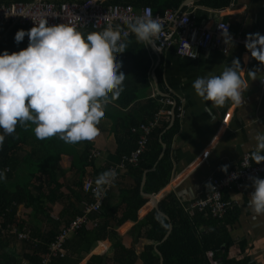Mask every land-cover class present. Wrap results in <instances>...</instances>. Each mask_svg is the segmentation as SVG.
Masks as SVG:
<instances>
[{
    "label": "crops",
    "instance_id": "1",
    "mask_svg": "<svg viewBox=\"0 0 264 264\" xmlns=\"http://www.w3.org/2000/svg\"><path fill=\"white\" fill-rule=\"evenodd\" d=\"M34 1L36 0L30 2ZM185 1L178 11L190 15L197 26L213 28L217 22H227L231 25V33L234 36H247L257 32L264 35V0H231L229 6L224 8H215L205 0H188L184 5ZM13 3L18 2H11ZM0 4L9 5L1 2ZM17 31L10 28L0 35V43L8 38L10 42V45L5 44L0 48V53L4 50L10 54L20 51L14 41ZM26 37L28 38L27 35ZM146 47L153 63L150 75L151 88L144 89L147 93L144 100H136L129 106H123L117 100L107 104L104 108L105 118L98 126L101 135L95 142L66 144L55 136L41 140L34 135V125L29 124L27 129L19 125L16 127L12 135L22 139V147L14 155L15 163L13 167L8 166L9 175L2 183L9 189L30 182L32 184L28 185L30 193L28 200L22 202L20 199L18 204L14 203L11 214L15 216L0 218V249L4 250L3 245L6 244V251L4 250L6 255L11 254L15 258H20L25 253L23 241H19L15 236L16 230L10 228L14 220L16 223L21 222L20 232L42 236L53 231L58 235L72 219V213L76 217L83 214L87 194L82 191V185L84 190L85 180L90 179L87 175L93 173L96 167L111 168L121 161V152L123 154L125 149L128 150L125 140L126 126L135 118L146 116L142 105L136 104L158 95L152 79V73L153 71L156 73L157 69L161 71V82L167 92L161 97L170 98L175 103L172 106L175 110L178 106L179 130L170 149L173 165L170 181L157 194L145 193L146 177L140 191L147 199V203L137 213L138 221H141L152 209H158L159 203L163 200L172 205L174 203L175 207H180L189 214L190 204L208 192V181L211 177L221 175L224 172L221 170L224 165H227V170L237 167L246 153L255 150L254 137L258 132L264 131V83L262 82L264 66L252 58L245 47L232 44L227 55L213 48L200 49L196 59L180 57L175 45L162 54L155 53L149 44ZM234 59H239L249 86L243 93V103L236 105L228 101L223 106L212 107L211 117L209 113L204 112L205 104L211 107V103L203 101L195 94L192 83L197 77L205 76L209 72L219 75ZM125 70L127 74L135 71L130 60L126 62ZM250 70L259 71L257 79L247 78L246 73ZM162 111L164 113V110ZM131 114L134 115L131 117ZM87 149L92 152L89 160H93L95 168L86 167L84 177L81 169L84 167L83 159ZM94 152L96 156H93ZM45 186H50L49 188L54 189L58 195L53 205L48 204V199L43 194V190L47 188ZM132 186L131 178L127 181L123 178L117 186L116 193L113 194L108 212L115 215L116 219L120 218L115 212L116 205L126 202L124 200L126 197L120 196L118 189L125 190ZM253 190L252 186H248L242 191L229 190L224 194V197L233 204L226 218V230L234 241L230 257L241 260L244 264H264V214L254 216L249 207V195ZM148 195L157 199V207L155 201L149 199ZM3 222L7 223L4 227ZM135 224L136 222L128 220L119 226L116 232L122 230L123 236ZM200 228L205 230L204 225ZM77 237V234H72L68 241L76 242L80 246V239ZM106 242L109 240L98 243L80 264H88L94 255L92 251H100ZM242 242L244 249L243 253H240L239 245ZM140 246L142 244H137V248ZM113 253L111 246L98 255L113 257Z\"/></svg>",
    "mask_w": 264,
    "mask_h": 264
},
{
    "label": "trees",
    "instance_id": "2",
    "mask_svg": "<svg viewBox=\"0 0 264 264\" xmlns=\"http://www.w3.org/2000/svg\"><path fill=\"white\" fill-rule=\"evenodd\" d=\"M30 1L33 0H0L1 3L5 4ZM48 1H53L55 3H82L91 0ZM184 1L185 0H106L105 4L131 5L136 9L150 6L154 12L163 14L167 9L178 11ZM205 1L215 8H224L229 6L231 0ZM9 29V26H0V35H3ZM13 29H23L27 31L30 28L17 26L13 27ZM80 31L86 34L96 30L85 29ZM126 42L128 48L114 58L121 62L122 67L119 71L123 72L126 76L123 82L124 91L115 99L123 106H129L136 100H144L143 98L147 94L144 89L149 90L151 88L152 80L150 75L153 66L145 42L138 41L131 32L130 36L126 38ZM26 43L28 46L29 40L25 36L24 40L17 44V49L22 50V47L26 48ZM5 44L10 45L9 38L1 41L0 48ZM128 60L133 63L135 71L127 74L125 65ZM156 74L160 90L163 93H167L161 82V71L157 69ZM166 99L167 98L156 95L154 98H149L136 104L142 105V110L146 111V116L145 118L139 119L133 117L135 120L131 121L129 125L126 126L127 138L125 140L128 150L125 149L126 152L123 151L125 154L121 152V158L139 148V141L142 136V131L139 130L140 125L148 122V119L152 120L154 116L164 110V114L161 116L158 126L154 129L151 136L148 137V141L140 156L138 164L127 165L125 170L120 171L119 177L115 180L113 188L104 198L101 213H94L91 217V223L75 233L78 236L77 238L80 239V246L76 242L67 241L63 248V256L59 255L53 258L51 264H80L98 243L104 242L105 240H109V242L104 243L103 246L105 247L111 244L114 252L113 257L109 258L106 256L93 255L88 264H160L161 257L163 258V264H244L241 260L236 258L232 259L230 257V251L234 245V241L226 230L227 215L223 219L213 218L206 212H196L193 216H190L185 213L184 209L175 207L174 203L172 205L167 203L166 200H163L159 203L158 210L166 214L173 224L172 232L165 241L163 240L169 231V221L161 216L157 209H152L141 221H138L137 213L147 203V199L142 196L140 191L145 171H148L146 175L147 180L144 185L145 193L157 194L162 187H165L169 183L171 178L173 165L170 159V149L174 137L179 130V112L178 106H176V119L173 126L167 129L171 121L170 112L172 106L165 103ZM132 115L134 114L130 116L132 117ZM134 129L137 131L134 132ZM21 141L22 139L12 134L6 135L3 147L0 148V163L3 166L13 167L15 163L13 157L16 152L21 149ZM163 143L166 144V151L164 156L159 159L162 153ZM91 153L89 149L84 153V167L81 169L84 177L86 175V167L93 166L95 168V164L92 162L93 160H89ZM93 156H95L94 153ZM153 168H155V170H152ZM108 169H110L108 166L96 167L95 171L87 176H90L89 178L95 181L100 173ZM5 175L7 178L9 174ZM123 178H125V181L131 178L133 180V186L125 190L120 189L119 191L118 189L120 196L126 197L124 199L126 202L125 204L121 202L116 205L115 212L120 216L119 219H116L115 215H111L108 211L111 206L110 202L114 196L113 194L116 193L117 186ZM2 182L3 181H0V218L6 219L10 216H15L11 214L14 203L18 204L20 199L22 202L28 200V194L30 195L28 185L32 183L19 185L15 189H9ZM45 187L47 188L43 190V194L48 199V204L53 205L58 195L54 189H50V186ZM82 191H84L83 185ZM205 195L206 194H204V196ZM85 201L92 202L94 198L87 194ZM72 216L70 221L76 217L73 213ZM158 216L160 219H157ZM128 220L136 222V224L122 236V230L117 233L116 229ZM94 222H96L97 225H95ZM69 223L70 222H68L67 225ZM2 224L4 227L7 223L3 222ZM11 224L10 228L12 229L13 227L12 230L21 231V222L16 223L14 220ZM201 225H204L205 230H201ZM19 232L15 233L16 237H18L17 235ZM31 237L37 239L39 243L32 244L19 239V241H23L22 244L25 245V253L21 255L22 258H15L11 254L6 255V244L3 245L5 251L0 249V264H39L46 253L49 252V245L55 240L57 233L50 231L42 236L32 234ZM137 244H142L143 249L138 250L140 248L137 249ZM243 244L242 242V244L239 245L240 253H243ZM210 254L212 257L209 256Z\"/></svg>",
    "mask_w": 264,
    "mask_h": 264
},
{
    "label": "clouds",
    "instance_id": "3",
    "mask_svg": "<svg viewBox=\"0 0 264 264\" xmlns=\"http://www.w3.org/2000/svg\"><path fill=\"white\" fill-rule=\"evenodd\" d=\"M126 27L128 31L108 25L85 34L75 23L49 26L43 19L27 31L18 30L14 41L19 44L27 35L28 46L11 54L7 50L0 53V148L18 125L27 129L29 124L35 126L37 139L55 136L66 144L95 142L101 135L98 126L105 118V106L124 91L126 76L119 71L121 62L114 58L128 48V32L153 45L162 26L158 18L136 16ZM225 42L231 43L227 33ZM245 48L264 66V35L248 34ZM243 74L239 59H234L219 75L209 72L197 77L192 83L195 94L211 103V107L205 104L204 112L212 117V107L228 101L243 103V93L249 87ZM258 74V70H250L246 76L255 80ZM254 139L250 160L260 164L264 162V131ZM221 170L226 172L227 165ZM5 171L0 170V181L6 179ZM116 176L115 169L100 173L94 181L95 195L102 196L104 186L111 185ZM249 179L254 189L249 207L258 216L264 214V179Z\"/></svg>",
    "mask_w": 264,
    "mask_h": 264
},
{
    "label": "built area",
    "instance_id": "4",
    "mask_svg": "<svg viewBox=\"0 0 264 264\" xmlns=\"http://www.w3.org/2000/svg\"><path fill=\"white\" fill-rule=\"evenodd\" d=\"M105 2L106 0H91L82 3H55L48 0H36L30 3L0 4V26L32 28L35 23L46 19L49 26L71 22L75 23L79 30L92 29L99 31L108 25H112L114 28L119 26L123 31H128L127 22L136 16H145L158 18L162 26L160 33L153 37L156 51L159 54L175 45L177 54L180 57L196 59L200 49L213 48L227 55L232 44L245 47L246 36L232 35L231 25L227 22H217L213 28H205L195 25L190 15L174 9H167L163 14H160L154 12L150 6L136 9L131 5H112L105 4ZM225 33L231 38V43L225 42ZM128 36H130V32H128ZM262 82L264 83V79H262ZM165 103L171 106L175 105L170 98H167ZM163 114V111H161L152 120L140 125L139 130L142 131V136L140 137L139 148L129 155L123 156L117 165L110 168L116 170V179H118L120 171L125 170L127 165L138 164L148 137L158 126ZM133 131L137 130L134 129ZM94 155L96 156L95 152ZM0 170H6L5 174L10 172V168L3 166L1 163ZM250 177L264 179V162L256 164L250 160V153H246L237 167L228 169L221 175L209 179L208 192L204 197L190 204L189 214L206 212L213 218L223 219L233 206L231 200L224 197L225 192L229 190L242 191L246 187L252 186ZM114 183L115 181L111 185L104 186L102 196L95 195L96 185L91 178L84 183L85 193L91 195L94 201L85 202L83 214L75 217L60 231L55 240L50 243L49 252L42 259L41 264H51L53 258L59 255L63 256V248L69 237L83 227H87L91 223V217L94 213H101L104 198L113 188ZM94 223L97 225L96 222ZM17 236L20 240L32 244L38 243V240L32 238L28 232H19ZM209 256L212 257L211 254Z\"/></svg>",
    "mask_w": 264,
    "mask_h": 264
},
{
    "label": "water",
    "instance_id": "5",
    "mask_svg": "<svg viewBox=\"0 0 264 264\" xmlns=\"http://www.w3.org/2000/svg\"><path fill=\"white\" fill-rule=\"evenodd\" d=\"M187 1H188V0L185 1L184 5L187 3ZM149 45H150V47L155 51V53H157L154 44H153V45H152V44H149ZM152 79H153L154 87H155V90H156L157 94H158L159 96H165V94L159 90V87H158V80H157V76H156L155 71H153V73H152ZM175 119H176V112H175V107H174V108H172V112H171V121H170V124H169V126L167 127V129H170V128L173 126ZM162 147H163V149H162V153H161L159 159H161V158L164 156V153H165V151H166V144L163 143ZM153 170H155V168H153ZM147 173H148V171H145L144 176H143V181H142V183L145 182ZM148 196H149V199H153V198H154L152 195H148ZM153 201H155L154 204H155V206L157 207V199H153ZM157 210H158V209H157ZM158 212H159V214H160L161 216L165 217V218L169 221V231H168L167 235L165 236V238H164V240H163V241H165V240L169 237V235L171 234V232H172L173 224H172L170 218H169L167 215H165L164 213H162V212L159 211V210H158ZM157 252L160 254V252H159L158 250H157ZM160 264H163V258H162V257L160 258Z\"/></svg>",
    "mask_w": 264,
    "mask_h": 264
},
{
    "label": "rangeland",
    "instance_id": "6",
    "mask_svg": "<svg viewBox=\"0 0 264 264\" xmlns=\"http://www.w3.org/2000/svg\"><path fill=\"white\" fill-rule=\"evenodd\" d=\"M86 181H87V179L85 180V182H86ZM110 245H111V244H110ZM110 245L108 244V245L105 246V247L103 246V248H102L101 251H95V250H94V251H92V252H93L92 254H94V255H98V254H100L101 252L104 253L106 249L108 250V247L111 248ZM139 248H140V249H138V248H137V249H138V250H142V249H143V246H140ZM108 256H109V257H112L111 255H108Z\"/></svg>",
    "mask_w": 264,
    "mask_h": 264
}]
</instances>
